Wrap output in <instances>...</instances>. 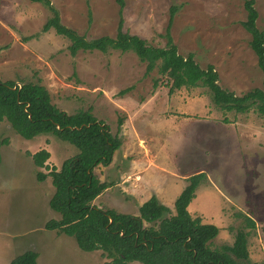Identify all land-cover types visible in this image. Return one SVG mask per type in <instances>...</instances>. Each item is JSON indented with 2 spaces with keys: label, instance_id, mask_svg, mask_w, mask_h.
I'll return each instance as SVG.
<instances>
[{
  "label": "rangeland",
  "instance_id": "374dc122",
  "mask_svg": "<svg viewBox=\"0 0 264 264\" xmlns=\"http://www.w3.org/2000/svg\"><path fill=\"white\" fill-rule=\"evenodd\" d=\"M50 1L61 22L88 40L115 38L123 18L125 31L158 48L167 45L170 12L176 7L171 34L181 56L192 54L204 70L212 65L220 87L239 97L263 88L252 36L243 26L246 0H125L123 16L116 0ZM255 8L257 27L264 31V0H256ZM52 16L40 3L0 0V79L18 87L40 84L59 110L69 115L91 110L122 140L124 154L121 151L117 161L131 157L132 168L143 180L135 187L126 182L132 189L127 192L118 188L122 181L116 182L113 167L106 168L110 164L99 165L96 177L112 188L94 205L139 216L143 200L153 194L146 179L154 176L168 189L166 202L175 215L173 205L182 192L175 176L204 170L207 179L194 204L201 214L194 213L221 229L212 248L232 246L239 231H245L250 259H235L237 264H264V116L255 109L244 114L223 111L204 87L182 88L170 95V81L157 69L147 75L146 63L133 52L108 49L72 56L69 39L54 29L44 31ZM142 116L150 119L145 122ZM141 128L148 139L139 140ZM0 143V264H10L29 251L38 254L37 264H106L102 251L85 252L74 237L46 228L61 215L50 207L56 191L52 180L41 181L38 174L59 170L79 150L51 135L26 140L7 121L0 123ZM41 150L51 154L44 172L31 157ZM240 214L250 216L256 227H248Z\"/></svg>",
  "mask_w": 264,
  "mask_h": 264
},
{
  "label": "trees",
  "instance_id": "16d2710c",
  "mask_svg": "<svg viewBox=\"0 0 264 264\" xmlns=\"http://www.w3.org/2000/svg\"><path fill=\"white\" fill-rule=\"evenodd\" d=\"M30 1L48 7L53 16L44 31L54 29L59 36L69 39L72 56L80 51L106 53L108 49L133 52L142 63H146L147 75L157 69L161 77L170 81L171 85L166 86L170 95L182 88L204 87L210 91L215 105L223 111L244 114L255 109L264 116V80L262 89L239 97L220 87L219 75L212 65L204 70L192 54L184 57L178 53L171 34L178 11L176 7H172L170 12L167 45L158 48L125 31L123 18L115 38L88 40L61 22L60 13L50 0ZM116 2L123 16L125 0ZM255 5L256 0L245 1L248 16L243 26L252 36L251 49L258 58L264 79V31L257 27L259 15ZM155 87H158L157 82ZM4 121L26 140L51 135L79 150V154L64 161L59 170L53 168L49 175L39 173L38 178L41 181L48 177L52 179L56 191L50 207L61 215L60 221L53 220L47 224V230H59L74 237L83 251H102L109 260L106 264H237L236 260L249 261V233L239 231L232 246L213 249L212 244L221 229L205 224L201 217L194 218L188 210L196 199L198 188L207 179L206 173L188 178V185L175 202V215L156 196L140 208L139 216L120 214L115 210L103 211L94 205V201L108 185L100 182L95 169L99 165L111 164L122 146V140L112 134L110 126L96 119L91 110L72 115L59 110L52 103L47 88L40 84L28 83L18 87L13 81L0 79V123ZM122 122L120 119V126ZM32 157L37 167L48 168L49 151L41 150ZM239 216L245 218L248 227H256L250 216ZM146 224L153 226L146 228ZM37 258L36 252L29 251L10 264H37Z\"/></svg>",
  "mask_w": 264,
  "mask_h": 264
},
{
  "label": "crops",
  "instance_id": "0c3cea01",
  "mask_svg": "<svg viewBox=\"0 0 264 264\" xmlns=\"http://www.w3.org/2000/svg\"><path fill=\"white\" fill-rule=\"evenodd\" d=\"M178 113H180V112H178ZM142 118L143 119H145V122H147V120H149L150 118H148V117H146V116H142ZM168 119V118H167ZM140 120H141V118H139L138 119V121H139V125H140ZM169 120H171V119H169ZM141 126V125H140ZM142 128H144V127H142ZM141 128V130H143ZM145 129V128H144ZM134 134H138L137 132H135ZM141 134H142V136H141V138H139V140H145V138H149V137H146L145 136V133H144V130L141 132ZM150 138H152V137H150ZM123 148H124V146H122V148L120 149V151L118 150L116 153H115V155H114V158H113V162L108 166V167H106L107 169H109L110 167H113L114 168V170H113V174L115 175V179H116V182L117 183H119L120 181H122V183H120V184H118V188L121 186H123L124 188H126V189H124V190H126L127 192H130L132 189L130 188V187H135L136 185H138L140 182H142V180H143V178H141L140 177V175L138 174V172L137 171H135V168H132V166H133V163L135 162L131 157L130 158H125V157H123L124 158V160H125V162H122V163H120V161L118 162L117 160H118V154H120V152L121 151H123V154H124V150H123ZM48 150V149H47ZM34 155V154H33ZM32 157V156H31ZM32 159H33V157H32ZM34 161V160H33ZM2 163H3V160H2ZM2 163H1V165H2ZM124 164V165H123ZM36 165V164H35ZM37 167V166H36ZM37 168H39V167H37ZM160 169H161V167H160ZM160 169H156V170H158V171H160ZM39 170L41 171V172H44V168H39ZM149 170V169H148ZM151 170V169H150ZM202 172H204V170H201V173ZM206 173V172H205ZM199 174V173H198ZM194 174L193 173H189V175H185V177H179V176H175V179H176V181L178 180V182L176 183L178 186L180 185V190L183 192V190L185 189V187L188 185V178H190L191 176H193ZM196 175V174H195ZM49 179H51L50 177H48ZM52 180V179H51ZM104 181H106L105 179H104ZM104 181H102L103 183H106V182H104ZM146 181L148 182V187H149V189L150 190H153V194H155V196L159 199V201L160 202H162V204L163 203H165V204H167L166 206L167 207H169L170 208V206H172V205H170L169 203H167L166 202V196H168L167 194H168V189H164L162 186L163 185H160V183L157 181V179H156V177H154V176H151L150 177V179H146ZM175 181V182H176ZM126 182H127V184L130 186H128L127 184H126ZM108 184V183H107ZM176 185V186H177ZM185 185V186H184ZM177 186V187H178ZM111 188H112V186H109V188L107 189V192H110L111 191ZM127 188H129V189H127ZM199 189H200V187L198 188V190H197V192H196V195L198 194V192H199ZM106 192V191H105ZM105 192L102 194V195H100L94 202H96L97 200H99L101 197H103V195H105ZM106 192V193H107ZM181 192V193H182ZM145 193V191L143 190V193H142V195H141V198H142V196H143V194ZM153 194H151L150 195V197L147 199H145V200H143V204H142V206L146 203V202H148L153 196ZM35 195H37V197H38V193L37 194H35ZM181 195V194H180ZM179 195V196H180ZM222 195V194H221ZM138 196H140V195H138ZM178 196V197H179ZM197 197V196H196ZM222 197H223V195H222ZM31 198H33V196L31 197ZM198 200V199H197ZM197 200H193L192 201V203L190 204V206L188 207V210H189V212H190V214L192 215V216H196L195 215V213H194V211L196 212V213H198V209L197 210H195L194 209V204L196 203V201ZM51 201V200H50ZM134 201H137L136 199H134ZM176 202V201H175ZM37 203H35L34 204V206H36L37 207ZM174 205H175V203H174ZM174 205H173V207H174ZM141 206V207H142ZM174 209V208H173ZM112 210H115V209H112ZM116 211V210H115ZM173 211V210H172ZM139 214H140V210H139ZM198 214H201V213H198ZM197 217V216H196ZM196 217H194V218H196Z\"/></svg>",
  "mask_w": 264,
  "mask_h": 264
}]
</instances>
